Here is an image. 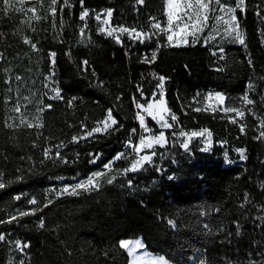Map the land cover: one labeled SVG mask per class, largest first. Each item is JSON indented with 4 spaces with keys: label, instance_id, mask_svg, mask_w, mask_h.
Wrapping results in <instances>:
<instances>
[{
    "label": "trees",
    "instance_id": "16d2710c",
    "mask_svg": "<svg viewBox=\"0 0 264 264\" xmlns=\"http://www.w3.org/2000/svg\"><path fill=\"white\" fill-rule=\"evenodd\" d=\"M69 4L64 7L61 0L56 16L42 9L40 20H31V13H5L0 4V174L6 182L0 189V234L5 235L0 264H130L119 247L121 240H141L150 253L171 264H264V139L255 138L264 118V0H246V11L236 12L244 45L231 37L212 43L200 37L195 46L181 47L168 46L166 35L151 28L154 22L166 23L164 0ZM85 8L89 16L81 20ZM109 9L113 15L108 27L157 35L140 43L115 33L118 43L101 31L106 16L95 18ZM153 52L155 62L144 63ZM152 73L167 77L164 98L179 123L166 131L169 143L154 149L153 164L123 174L135 157L127 143H136L141 135L133 98L140 103L154 95L160 98ZM53 87L63 99H51ZM209 92L227 97L216 111L206 106ZM245 94L256 102L245 107ZM237 102L246 112L242 120L221 110ZM17 103L21 113L12 111ZM47 104L50 110L37 111ZM110 108L119 131L73 140L101 126ZM21 114L28 122L39 115L43 127H26ZM240 124L245 125L243 132ZM203 129L212 133L211 149L202 151L205 135L193 137L185 151L181 144L187 138L179 132ZM237 149L245 150L246 159ZM121 152L128 158L115 160ZM111 162L112 169L106 170L104 165ZM97 172L105 173L99 190L60 194L63 187L83 183ZM113 176V183H106ZM33 199L36 204L30 203ZM19 212L34 214L20 217ZM13 215L18 218L8 223ZM41 220L44 228L39 227ZM15 241L30 247L21 252Z\"/></svg>",
    "mask_w": 264,
    "mask_h": 264
},
{
    "label": "snow or ice",
    "instance_id": "6c2138e0",
    "mask_svg": "<svg viewBox=\"0 0 264 264\" xmlns=\"http://www.w3.org/2000/svg\"><path fill=\"white\" fill-rule=\"evenodd\" d=\"M43 0H40V3L42 5ZM145 0H137L138 4L143 5ZM61 3V0H50V8L49 11L52 16H56L57 14V5ZM81 6H83V0H80ZM0 4L4 6L3 11L7 13L8 11H17L22 13H33V15L30 17L31 20H40L42 19L41 16L36 15V7L30 6L28 8H24V0H0ZM17 4L19 7H17ZM164 15L166 16V23L162 26L161 22H154L151 24V28L157 30L159 33H163L166 35V42L167 45L170 47H181V46H195L197 42H199L200 35L204 33L205 29H215L217 33L220 32L221 27H223V33L227 37H231L235 41H237L239 44L244 45L245 44V36L244 32L242 31L240 27L239 18L236 15L237 10L240 12L246 11V0H234V3H229L228 0H164ZM63 6L64 7H70L69 0H63ZM62 10V9H61ZM101 15L106 16L107 18L103 20V24L106 26L104 28H101L102 32H106L108 36L114 37L117 42H121L120 36L115 35V33H126L128 36L135 40L139 41L140 43H144L145 40H150L154 36L157 35V32H145L142 30H137L135 28H126V27H107L110 24V18L113 15V11L111 9L106 10L102 14L96 15V20H101ZM257 15H259V12H257ZM89 16L88 9H83V11L80 14V19L84 20ZM153 21L156 20L155 17L151 18ZM264 19V17H262ZM210 20H214L215 23L213 25L209 24ZM27 22V21H25ZM2 35V34H0ZM81 35H83V31L81 32ZM213 39L212 36H208L205 40V43H207V40ZM24 43L31 44V46L35 49L36 45L33 44L30 40L25 39ZM220 52L223 53V49H220ZM216 53L214 52L213 55ZM55 53L51 54L52 57V64L55 65ZM221 58H223L221 56ZM4 56L3 53H0V60H3ZM156 60V52L152 53L151 58H145L144 63H153ZM251 63V62H250ZM83 65L87 66L88 61L84 60ZM85 71L88 69L85 67ZM54 75V72L52 73ZM154 77H156L159 81L157 84V87L160 89V98L156 99L155 95L151 98V100L147 101L146 103H140L133 98V102L136 105V108L139 110L137 112V117L139 119L140 127L143 129L145 133H149V135L141 136L139 138V143L134 144L131 140L128 142V147L132 149V151L138 156V158L133 157L130 161V167L123 169L122 173L127 174L128 172H137L144 168L145 165H151L154 163L153 157L156 156L155 147H165L169 140L166 137L164 131H160L158 134L153 133V130L148 127L145 119V114L148 117H151L152 120L156 121L161 129H172L176 126V124L179 123V117L171 111V109L168 107L166 99L164 98V83L167 79L165 76H157L156 73H152ZM16 79H20V77H17ZM47 79V78H46ZM10 83V81H9ZM45 87H48V84H45ZM254 86L249 85V89H252ZM137 90L140 92L141 97L144 96L143 90L137 86ZM11 91V89H9ZM51 91L54 92V96L51 97V99H63L61 95V90L58 87L51 88ZM35 95V94H33ZM47 96V93L44 94ZM215 99L217 105H224L225 100L227 97L221 93L209 94L206 99L211 101ZM24 99L29 100L31 102V99L29 97H25ZM76 99L75 97L73 100ZM241 102L245 105V107L253 105L256 101L249 97V95L245 94L241 98ZM39 103H43L40 101ZM240 102H237V106H225L222 107V111L225 113H234L235 117L240 118L241 120L245 117L246 112L244 109H242L239 106ZM72 101H69V106H71ZM52 108L51 104L43 105V107H40L37 109L38 112H43L45 109L50 110ZM213 111H216V106H212ZM195 111L199 112L201 111L200 108L194 109ZM13 112L21 113V105L17 103L13 108ZM20 123L25 125L28 128L32 127H43L42 119L39 115L34 117V122H28L27 119L21 114L19 117ZM171 121V122H170ZM175 122V123H172ZM231 123H237V119L231 118ZM99 124L102 126H97L91 129L90 131L86 132V136L84 137H73L74 141H77L79 139H85L87 137L92 136L95 133H108L110 131H119V122L113 115V109H108L106 112L105 118H103ZM13 124H9L8 127H13ZM245 125L240 124V130L241 132L244 131ZM133 133H135V129L132 130ZM173 135H177L176 133H173ZM207 135L206 140V146L202 149V151H209L211 149V138L212 133L207 130L203 129L199 132L193 131L191 133L184 132L181 130L179 132V136L186 137L187 139L181 144V147L185 149V151H189V142L193 137H204ZM256 139H264V118H260L258 122V136L255 137ZM59 147V146H58ZM145 150H150L148 154H141L145 153ZM50 151V150H49ZM237 151L240 153V156L242 159H246V156L244 155L245 150L243 149H237ZM48 155V151L45 152V156ZM56 156L59 157V152L56 153ZM126 153H119L114 158L115 160H121V159H127ZM67 162V161H65ZM95 162V160H93ZM105 168L111 169L112 164L108 163L104 165ZM105 173L103 172H97L94 173L91 178H89L87 181L83 183H77L75 186H72L71 188L65 187L63 189V193H67L69 195H79L80 191H93V190H99L100 188V178L103 177ZM115 179V176L107 179L106 183L112 184L113 180ZM169 179H173V177H169ZM129 186H131V181H129ZM6 187V182L3 180L2 174H0V189H3ZM20 197H16V199H19ZM30 203L36 204L37 201L35 199L31 200ZM249 203L248 196L245 194L244 198V204ZM244 204H241V207H244ZM47 205H45L46 207ZM264 210V209H262ZM33 213L29 212H19L18 216L23 217L27 216ZM17 215H13L7 222L10 223L13 220H16L18 218ZM4 221H0V223H3ZM170 224L174 225L173 221H169ZM40 228H44V222L43 220L40 221L39 224ZM207 227V225H205ZM240 225L237 223V229L239 230ZM0 241H5V235L0 234ZM15 247L23 252L25 248L30 247L29 243L21 242V241H15ZM119 247L125 252H127V255L131 257L130 264H145V258L142 256H137L136 253L139 249L143 248L144 245L139 240L132 241V240H121L119 242ZM19 264H23V261H20ZM148 264H168L166 260H164L163 257L159 258V260H151L148 262ZM248 264H260L259 261L256 260H249Z\"/></svg>",
    "mask_w": 264,
    "mask_h": 264
},
{
    "label": "rangeland",
    "instance_id": "374dc122",
    "mask_svg": "<svg viewBox=\"0 0 264 264\" xmlns=\"http://www.w3.org/2000/svg\"><path fill=\"white\" fill-rule=\"evenodd\" d=\"M25 3H30V4H32V6L36 7V10H37L36 13H35L36 15L38 14V12L40 13V11H41L42 9H44V8L49 9V8H50V0H43L42 5H41V3H40V0H24V4H25ZM28 7H30V6H28ZM31 15H33V13H31ZM106 18H107V17H106ZM106 18H105V19H106ZM214 23H215L214 20H210V21H209V24H210V25H213ZM102 25H104V24L102 23ZM208 36H212L213 39L207 40V43L221 42V41H224L225 39H227V36H225L224 33H223V27H221L219 33H217V32L215 31V29H207V28H206L205 31H204V33L200 35V37L203 38L204 42H205V40H206V38H207ZM209 105H210V106H216V107H217V106H220V105H217V103H216L215 100L212 101V102H210ZM145 118H149V119H151V117H148L146 114H145ZM151 120H152V119H151ZM152 121L156 124L157 128L160 129V131H164V133H165V135H166V131H167L168 129H161V128H160V125H159L156 121H154V120H152ZM102 132H103V131H102ZM153 133H154V131H153ZM156 134H158V133H156ZM146 135H149V133H145V132L143 131V135H142V136H146ZM157 147H159V146H157ZM157 147H155V148H157ZM146 151H149V150H145V153H146ZM141 154H144V153H141ZM66 187H69V186H66ZM64 188H65V187H63L62 190H61V193H60L61 195H62V194H67V193H63V189H64ZM69 188H71V187H69ZM134 241H136V240H134ZM139 241L142 242L141 240H139ZM142 244L144 245L143 242H142ZM136 255H137V256H142V257H144V258H145V264H148V262L151 261V260H153V259H155V260H159V258L162 257L161 255L150 253V252L146 249L145 245H144L143 248H141V249H139V250L137 251ZM163 258H164V257H163ZM130 260H131V257H130ZM164 260H166V259L164 258ZM166 261H167V260H166ZM167 262H168V261H167ZM168 264H171V263L168 262Z\"/></svg>",
    "mask_w": 264,
    "mask_h": 264
},
{
    "label": "built area",
    "instance_id": "2783aa9c",
    "mask_svg": "<svg viewBox=\"0 0 264 264\" xmlns=\"http://www.w3.org/2000/svg\"><path fill=\"white\" fill-rule=\"evenodd\" d=\"M108 27V26H107ZM105 34L107 35V33L105 32ZM110 37V36H109ZM110 38H114V37H110ZM213 94V97H214V94H216L215 92H209L208 94H207V96L209 95V94ZM215 99L213 98V100H211V101H209V100H207V107H210V102H212V101H214ZM137 119H138V117H137ZM146 119V118H145ZM138 122H139V119H138ZM146 123H147V120H146ZM147 125H148V127L149 128H151L153 131H154V133H156V129L155 128H152V127H150L149 126V124L147 123ZM140 130H141V135H140V137L143 135V129L140 127ZM133 143V142H132ZM139 143V139H138V141L136 142V143H134V144H138ZM127 145H128V143H127ZM127 151L131 154V155H134L135 157H137L138 158V156H136V154L132 151V149L130 148V147H128L127 146ZM111 164H112V162H111ZM113 165V164H112ZM106 170H108V168H105ZM112 169V168H111Z\"/></svg>",
    "mask_w": 264,
    "mask_h": 264
}]
</instances>
